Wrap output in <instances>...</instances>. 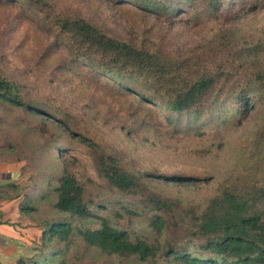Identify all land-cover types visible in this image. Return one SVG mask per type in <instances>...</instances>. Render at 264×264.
I'll return each instance as SVG.
<instances>
[{
	"label": "rangeland",
	"instance_id": "rangeland-1",
	"mask_svg": "<svg viewBox=\"0 0 264 264\" xmlns=\"http://www.w3.org/2000/svg\"><path fill=\"white\" fill-rule=\"evenodd\" d=\"M42 2L41 11L46 10L51 21L78 15L117 39L162 51L174 59L208 46L218 32L230 29L238 45L252 48L244 57L242 70L264 71V0H224L228 7L218 16L200 19L186 5L185 14L165 18L130 5L128 11H119L107 0ZM253 5L255 10L250 9ZM27 10L26 6L21 9V3L12 10L0 0V74L25 86L31 100L65 111L74 132L52 116H34L0 104V186L15 183L29 197L0 201V222L8 235L18 233V258L37 253L41 219L63 215L53 209L54 197L50 195L63 169L83 187L93 215L88 220L69 219L74 227H97L105 219L151 244H162L166 239L190 243V209L202 211L225 186L248 178L262 183L263 97L251 100L255 109L249 110V116L228 113L223 125L224 117L219 113L213 123L206 120L189 133L179 131L135 99L114 95L107 89L114 83L102 86L103 78L96 79L90 70L75 80L71 74L74 69L63 68L69 60L68 49L55 38L52 23L40 22L36 13ZM188 123L184 121L185 126ZM44 131L53 133L52 137ZM90 142L115 156L128 171L149 173L142 179L140 196H120L97 175ZM149 196L171 205L164 217L168 228L159 235L147 227L142 200ZM23 201L32 208L28 214L20 212ZM126 210L138 214L131 217ZM53 249L61 254L55 264H145L89 249L77 238ZM156 264L171 263L160 259Z\"/></svg>",
	"mask_w": 264,
	"mask_h": 264
},
{
	"label": "trees",
	"instance_id": "trees-1",
	"mask_svg": "<svg viewBox=\"0 0 264 264\" xmlns=\"http://www.w3.org/2000/svg\"><path fill=\"white\" fill-rule=\"evenodd\" d=\"M107 1L119 11H128L130 5L165 18L185 14V5L199 19L201 16H218L228 7L224 0ZM1 3L12 10L18 9L21 3V9L26 6L28 13H36L40 22L52 23L55 38L68 49L69 60L64 62L67 64L63 68L74 69L71 74L75 80L80 73L88 74L87 70H90L96 79L99 80L98 76L103 78L102 86L108 81L114 83L107 87L114 95L135 99L150 112H158L179 131L189 133L206 120L213 123L219 113L224 117V125L228 113L243 118L251 114L249 110L255 109L253 98L263 97L264 101V71L248 73L242 70L244 57L252 48L238 45L235 33L230 29L218 32L208 46L197 47L188 56L174 59L162 51L117 39L78 15L51 21L48 12L41 11L42 0H1ZM250 9L255 10L256 6ZM0 104L34 116H52L70 133L74 132L65 111L31 100L25 86L1 74ZM184 121L189 122L187 126ZM44 132L52 137L53 133ZM260 137L264 139V129ZM88 146L97 175L109 187L126 198L140 196L142 179L149 177V173L130 172L96 143L90 142ZM62 172L51 186L50 195L54 197L53 209L63 215L40 220L37 253L19 257L16 264H55L61 254L54 251L53 246L69 245L76 238L89 249L108 256L133 258L145 264H156L160 259L171 264H264V179L261 184L248 178L239 184L225 186L202 211L190 209V243L178 244L166 239L162 244H151L144 237L133 236L126 228L112 225L105 219L97 227H74L69 219L88 220L93 215L78 180L64 169ZM18 197L29 198L15 183L0 186V201ZM142 204L147 212V227L158 235L164 232L168 228L165 212L171 211V205L155 196L143 198ZM19 209L22 214L32 211L26 201ZM125 213L131 217L138 214L132 210ZM64 215L66 219L60 217Z\"/></svg>",
	"mask_w": 264,
	"mask_h": 264
},
{
	"label": "crops",
	"instance_id": "crops-1",
	"mask_svg": "<svg viewBox=\"0 0 264 264\" xmlns=\"http://www.w3.org/2000/svg\"><path fill=\"white\" fill-rule=\"evenodd\" d=\"M4 224L0 225V264H16L18 260V233L8 235ZM11 236V237H8Z\"/></svg>",
	"mask_w": 264,
	"mask_h": 264
}]
</instances>
